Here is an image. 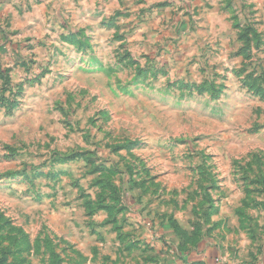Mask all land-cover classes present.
Returning <instances> with one entry per match:
<instances>
[{"label": "rangeland", "instance_id": "374dc122", "mask_svg": "<svg viewBox=\"0 0 264 264\" xmlns=\"http://www.w3.org/2000/svg\"><path fill=\"white\" fill-rule=\"evenodd\" d=\"M85 4L0 0V264H264V0Z\"/></svg>", "mask_w": 264, "mask_h": 264}, {"label": "crops", "instance_id": "0c3cea01", "mask_svg": "<svg viewBox=\"0 0 264 264\" xmlns=\"http://www.w3.org/2000/svg\"><path fill=\"white\" fill-rule=\"evenodd\" d=\"M49 1H51V0H49ZM102 1H104V5L102 7H100L99 2L101 3ZM85 2H86L85 7L87 8L86 9L87 12H90L92 9L96 10V9L99 8L97 11H99L103 15L110 14L111 10H113L114 8H116L117 6H119V0H85ZM96 3L98 4V8H97V4ZM59 4H60V7L57 8V10H56V14H58V15L59 14H63V11H64V6H63L62 2H59ZM75 6H76V3L74 1L72 3V7L75 8ZM105 18L106 17L103 16L100 19L104 21ZM205 258L206 259H209L210 257L207 256V254H205L204 259ZM198 259H200V258H198ZM202 260H203V258H202Z\"/></svg>", "mask_w": 264, "mask_h": 264}]
</instances>
